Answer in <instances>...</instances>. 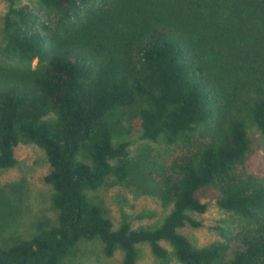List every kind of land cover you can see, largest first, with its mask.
<instances>
[{
  "label": "trees",
  "instance_id": "1",
  "mask_svg": "<svg viewBox=\"0 0 264 264\" xmlns=\"http://www.w3.org/2000/svg\"><path fill=\"white\" fill-rule=\"evenodd\" d=\"M12 2L0 169L19 142L41 148L54 214L0 239V264H64L92 241L106 257L121 251L120 264H137L143 243L155 264H264V0ZM134 131L143 141L131 149ZM109 183L168 210L155 225L114 227L88 195ZM207 187L230 218L222 239L196 246L180 229L201 224Z\"/></svg>",
  "mask_w": 264,
  "mask_h": 264
},
{
  "label": "rangeland",
  "instance_id": "2",
  "mask_svg": "<svg viewBox=\"0 0 264 264\" xmlns=\"http://www.w3.org/2000/svg\"><path fill=\"white\" fill-rule=\"evenodd\" d=\"M19 6L33 4L36 0H0V41L4 16L9 5ZM255 152L254 159L260 158L257 133L251 128ZM130 148L134 149L143 140L138 132L126 136ZM161 149L160 145H155ZM16 163L6 169H0V239L12 235L28 237L33 231L34 221L39 216L52 217L48 197L51 187L42 177L48 171V163L41 148L33 143L19 142L14 148ZM88 195L102 205L112 220L114 227L121 222H128L131 227L151 226L157 224L166 214L165 207L157 198L136 190L133 186L109 183ZM202 201L207 203V210L194 214L201 224L197 227L184 226L180 229L196 246L222 239L216 226H222L230 214L218 207V192L211 187L198 192ZM163 244L169 248L166 242ZM97 241L81 242L76 255L67 259L64 264H120L122 252L117 250L113 256L106 257L101 253ZM137 264H155L156 258L147 244H139ZM171 264H180L172 261Z\"/></svg>",
  "mask_w": 264,
  "mask_h": 264
}]
</instances>
